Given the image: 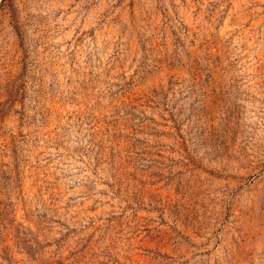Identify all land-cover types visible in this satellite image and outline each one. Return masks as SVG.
Segmentation results:
<instances>
[{
	"label": "rangeland",
	"instance_id": "1",
	"mask_svg": "<svg viewBox=\"0 0 264 264\" xmlns=\"http://www.w3.org/2000/svg\"><path fill=\"white\" fill-rule=\"evenodd\" d=\"M0 264H264V0H0Z\"/></svg>",
	"mask_w": 264,
	"mask_h": 264
},
{
	"label": "trees",
	"instance_id": "2",
	"mask_svg": "<svg viewBox=\"0 0 264 264\" xmlns=\"http://www.w3.org/2000/svg\"><path fill=\"white\" fill-rule=\"evenodd\" d=\"M3 2H8V0H3ZM4 5V4H3Z\"/></svg>",
	"mask_w": 264,
	"mask_h": 264
}]
</instances>
